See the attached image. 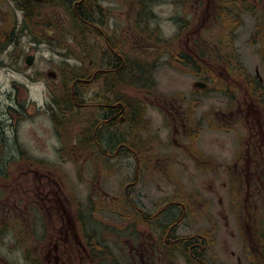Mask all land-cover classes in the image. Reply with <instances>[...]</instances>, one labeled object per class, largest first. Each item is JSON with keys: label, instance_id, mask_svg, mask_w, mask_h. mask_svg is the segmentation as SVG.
Listing matches in <instances>:
<instances>
[{"label": "flooded vegetation", "instance_id": "1", "mask_svg": "<svg viewBox=\"0 0 264 264\" xmlns=\"http://www.w3.org/2000/svg\"><path fill=\"white\" fill-rule=\"evenodd\" d=\"M143 1L134 0L140 31L133 49L96 0L91 23L79 32L69 27L86 36L78 65L61 67L51 79L26 77L62 83L58 92L49 89L43 109L57 139L71 145L61 157L77 163L79 176L91 174L84 182L103 193L102 211L110 218L94 217V202L73 216L58 182L18 149L15 126L30 119L29 105L0 111L2 155L21 160L6 177L0 174V195L20 163L29 167L22 177L38 179L22 189V202L13 190L9 206L0 198V239L11 237L17 255L12 262L1 257L2 264H264V228L257 225L264 222L258 217L264 210V0H195L193 9L182 10L183 0L170 17L185 24L167 41L140 25L144 13L153 17L152 10L143 12ZM189 18H199V25ZM62 28L40 30H51L55 39ZM207 34L220 54L207 45ZM142 36L150 47L138 48ZM165 63L188 69L193 89H159L156 77ZM63 123L71 125L70 136L62 133ZM5 130L15 135L13 143ZM57 211L56 228L47 213ZM245 226L254 243L243 242Z\"/></svg>", "mask_w": 264, "mask_h": 264}, {"label": "rangeland", "instance_id": "2", "mask_svg": "<svg viewBox=\"0 0 264 264\" xmlns=\"http://www.w3.org/2000/svg\"><path fill=\"white\" fill-rule=\"evenodd\" d=\"M183 0H168L167 2L153 3L147 0L143 1V8L146 10H152L151 13L153 17L143 16L141 26L146 31H158L160 37L167 41L169 37L178 32V27L185 24V18L170 17L172 11H180L183 5ZM17 1L14 0H0V46L5 45L6 35L5 33L13 30L12 26L16 20L19 25V31L15 35L14 39L6 44L3 53L0 55V111L2 108H6L9 105L20 104L25 106L29 105V116L30 119H21L17 122L16 128V138H18V149H26L29 151L34 159V165H31L40 173H49L52 179L57 181L61 188L62 198L68 205V210L75 216L76 211L79 206L86 205L88 202L92 203L94 212L92 214L94 217H99L102 219L110 218L108 215L109 211H102L104 207L101 203L104 200L103 193L95 192L89 186L86 185V181L90 177V173H87V177L79 176L81 173L80 169H77V163L70 161H65L61 154H69L71 152V145L62 143L57 138L56 130L54 129L53 123L49 121V115L45 112L43 107L47 104L50 91L58 92L61 88L60 80L52 81L47 83L46 81H41L34 83L30 80H26L28 74L35 77L38 74H42L45 79L46 75L50 71L56 72L61 67L71 69L78 65L76 60H80L85 57V34H71V25L74 20H71L66 11L63 8H48L43 7L42 11L39 13H34V22L28 23V29L22 26L23 13L17 8ZM134 0H100V6L108 10L109 17L107 18L110 25H119L121 29L126 31L127 37V47L133 49V43L136 42L138 34H134L135 29H137V17L138 14L136 7H134ZM196 5L195 0H190L184 2L182 10L193 9ZM61 16V17H60ZM69 17V19L67 18ZM191 19V18H189ZM194 22V26L199 25V18L191 19ZM202 20V19H201ZM53 21V22H52ZM210 23L207 22V25ZM24 25V24H23ZM21 26L25 29L20 31ZM61 31L63 34L60 35L59 30H55L56 38L52 39L50 36L52 32L47 29V33H43L40 28L42 27H62ZM52 29V28H50ZM138 30V29H137ZM219 32V28H217ZM140 31V30H138ZM207 34V45L214 49L213 54H220L218 44H208ZM38 39L39 43H34L33 39ZM142 45L139 44L138 48L141 46L144 49L151 46L149 43L151 40H146L142 36ZM47 39L53 43L49 44ZM62 39V40H61ZM74 40L79 41L78 44H72ZM60 40V43L57 41ZM141 38L139 37V43ZM159 45L162 48H166V42L160 40ZM156 50V47L153 48ZM161 49V48H160ZM208 49V47H207ZM211 51L213 52V50ZM102 52V50H101ZM151 53L153 56L156 52L143 51V54ZM28 55L35 56V64L31 70L24 65V59ZM185 72H190L188 69H179L176 64H163L161 69L157 73L156 82L158 83V88L163 90L178 89L181 91H186L193 89L191 76L185 74ZM51 87V88H50ZM3 109V110H4ZM21 111V109H20ZM22 117V115H17ZM19 119V117H17ZM14 121V120H12ZM15 123V122H14ZM64 125V123H63ZM65 129H62V133L70 136L71 125L67 127L64 125ZM10 140L14 141L15 135H12L10 130H5ZM14 149L16 148V143L13 144ZM17 149V150H18ZM61 153V154H60ZM21 168L16 170L12 174V179H9L6 183L4 191L6 194L0 195L2 201H6L8 206L12 204V196L10 195V190L15 192L14 200L18 203L22 202L24 199L23 188L27 187V183L31 184L32 187L37 183V178L32 174L29 176L22 177L23 173L27 171L28 166L19 164ZM32 180V183L29 181ZM107 178H102L101 184L107 185ZM85 181V182H84ZM92 179L90 183L94 182ZM84 182V184H82ZM116 183L114 184V186ZM30 186V185H29ZM86 186L87 188H85ZM34 196V194H32ZM33 199V197H31ZM243 198V194L240 195V201ZM29 199V198H28ZM35 199V197H34ZM26 204H28L26 202ZM116 207V206H114ZM116 208H119L118 206ZM259 218L264 217V210L260 211ZM121 211L114 213L115 217H120ZM47 217L50 218L49 224L52 227H58L60 222L61 212L57 211L55 214L47 213ZM120 222V220H119ZM118 221H115V226H120ZM264 222L257 224L258 227L264 228ZM223 236V235H221ZM225 237L223 236V239ZM11 237L6 236L4 239H0V258L12 262V259H17V255H14L13 251L16 247H13ZM243 242L254 243L253 239L245 226V233ZM19 262H22V257L19 253ZM224 261H228L226 258ZM1 263V262H0ZM2 264V263H1Z\"/></svg>", "mask_w": 264, "mask_h": 264}, {"label": "trees", "instance_id": "3", "mask_svg": "<svg viewBox=\"0 0 264 264\" xmlns=\"http://www.w3.org/2000/svg\"><path fill=\"white\" fill-rule=\"evenodd\" d=\"M17 1V6L18 8H21L20 10L24 11V17L22 20V24L26 25V28L28 27V23H33L34 22V13H39L42 11L43 7H48V8H63L68 16L70 17L71 20H74L72 23L71 27L74 28V31L79 32V27H86L91 23V15L90 13L92 12L93 9H97V2L96 0H16ZM143 8V7H142ZM146 11V7L143 8V12ZM67 18L69 19V17ZM145 13H144V15ZM61 17V16H60ZM143 18V17H142ZM53 22V21H52ZM18 26L17 21H14V24L12 28ZM30 27V26H29ZM25 30L23 27L20 29ZM18 32L19 29H16ZM75 32V33H76ZM7 32L6 37V43L5 45H2L3 47L6 46L7 43L11 42L13 40V36H15V33ZM77 42V40H74ZM1 46V47H2ZM2 51V49H0ZM145 73V70L143 71ZM5 144H0V174L4 177L7 176V170L12 169L11 166H13L16 163H19L21 160H7L6 158L4 159L3 155L5 152ZM8 149H12L11 146L8 147Z\"/></svg>", "mask_w": 264, "mask_h": 264}, {"label": "water", "instance_id": "4", "mask_svg": "<svg viewBox=\"0 0 264 264\" xmlns=\"http://www.w3.org/2000/svg\"><path fill=\"white\" fill-rule=\"evenodd\" d=\"M33 63V57L27 58V64L31 65Z\"/></svg>", "mask_w": 264, "mask_h": 264}]
</instances>
